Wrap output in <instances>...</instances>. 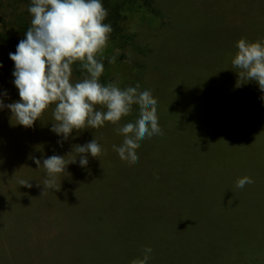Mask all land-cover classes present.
<instances>
[{
  "label": "trees",
  "instance_id": "16d2710c",
  "mask_svg": "<svg viewBox=\"0 0 264 264\" xmlns=\"http://www.w3.org/2000/svg\"><path fill=\"white\" fill-rule=\"evenodd\" d=\"M199 1L101 0L108 12L105 23L113 30L103 52L104 72L100 82L105 85L117 82L116 69L121 62L130 61L133 72L127 76L128 86L139 84L141 91L151 90L158 102V124L162 132L139 142L138 162L122 161L113 149V145L120 146L123 142V136L116 128L138 118L139 108L133 105L132 112L118 125L106 122L101 128L74 130L61 145V155L67 156L75 145L83 146L92 141L96 132L105 130L114 136L95 138L102 152L96 158L87 154L97 171L90 172L88 183L100 181L105 171L113 170L136 171L145 180H149V176L155 179L148 181L147 191L151 197L146 195L149 204L141 211L143 216L140 215L139 221L143 223L141 232H137L139 236L129 240L121 234L122 242L110 248L112 260L108 264H124L119 262L124 256L130 257L127 258L129 262L142 259L145 247L152 249L147 264H156V229L161 221L170 218L168 224L180 229L191 227L195 217L212 216L216 210L221 217L233 218L251 194L250 191L238 193L249 184L236 192L237 180L249 177L253 181H264V92L255 82L238 78L239 69L231 62L240 39L255 42L264 38V22L260 23V30L253 27L249 34L245 27L223 28L219 25L217 45L209 44V49H200L199 57L192 50L194 41H187L191 50L181 55L176 44L181 38L178 23L185 14H193ZM130 4H135L137 11L149 18V24L144 25L147 27L140 33L131 32L127 27ZM29 6L30 0H0L2 48L16 49L24 38L31 26ZM260 8L263 9L264 4L253 5V10ZM220 38L226 41L222 43ZM126 52L133 56L129 57ZM111 57L116 58L115 63L108 62ZM153 57L164 62L153 64L156 62ZM85 75L87 73L78 63L73 65V82L82 80ZM53 107L45 112H52ZM51 123L46 126L47 133L57 136L50 130ZM72 153L76 154L74 150ZM104 153H116L117 157L103 158ZM80 172L83 174L82 167ZM209 185L220 192L211 193L206 197V203L202 198L192 197ZM235 194L238 195L236 198ZM210 201L215 204L214 208L207 207ZM252 215L264 216V207L254 210ZM113 231L114 227L110 225L109 235Z\"/></svg>",
  "mask_w": 264,
  "mask_h": 264
},
{
  "label": "rangeland",
  "instance_id": "374dc122",
  "mask_svg": "<svg viewBox=\"0 0 264 264\" xmlns=\"http://www.w3.org/2000/svg\"><path fill=\"white\" fill-rule=\"evenodd\" d=\"M254 4L262 6L264 0H200L193 14L186 12L178 23L181 38L176 44L180 54L191 50L189 41H194L192 50L199 57L200 49L217 45L219 25L245 27L248 34L253 27L260 30L264 8L253 10ZM128 11L127 27L140 33L149 24L148 16L138 12L135 4H130ZM220 41L226 40L220 38ZM15 50L0 46V99L5 104L19 101L12 76L14 64L9 59V53ZM152 59L156 60L153 64L164 62L157 57ZM130 63L121 62L114 73L119 78L114 83L121 89L129 87L127 76L133 72ZM50 121L54 123L52 112H44L33 127L24 128L11 120L7 108L0 110V264H108L112 260L110 248L122 242L121 234L129 240L139 236L137 232H141L143 223L139 221L143 216L141 211L149 204L146 195L151 197L148 181L155 179L149 176L145 180L136 171L113 170L105 171L100 181L88 183L90 172L96 171L93 160L87 157L88 164L82 167V174L77 156L76 163L68 164L65 173L58 176L60 190L47 189L43 184L47 178L43 159L64 156L61 145L65 144L63 139L47 133ZM104 131L96 132L92 139L114 136ZM75 155L66 156V161L70 162ZM110 156L115 158L117 154H102L103 158ZM32 158L41 160V168H37ZM21 179L29 181L32 187L21 186ZM253 183L244 190L235 188L236 192L240 190L238 193L250 191L251 194L233 218L221 217L216 210L212 216L195 217L191 227L180 229L168 224L170 218L161 221L156 229V264H264V216L252 215L254 210L264 207V181ZM214 192L220 191L209 185L192 197L202 198L206 203V197ZM214 206L212 201L207 203V207ZM110 225L114 227L111 235ZM128 257L119 258V262L129 264Z\"/></svg>",
  "mask_w": 264,
  "mask_h": 264
},
{
  "label": "clouds",
  "instance_id": "9594fccd",
  "mask_svg": "<svg viewBox=\"0 0 264 264\" xmlns=\"http://www.w3.org/2000/svg\"><path fill=\"white\" fill-rule=\"evenodd\" d=\"M28 12L31 26L15 52L9 53L19 101L5 104L0 99V110L7 108L11 120L31 128L50 106H54V123L50 130L67 140L74 130L97 129L106 122L118 125L132 112L133 105H137L138 118L116 128L123 142L120 146L113 145V149L122 161L138 162L139 142L162 134L158 124V102L151 90L141 91L139 84L121 89L116 83L100 82L104 72L103 52L113 30L105 23L108 12L101 0H30ZM236 49L231 62L239 69L238 78L255 82L264 92V38L255 42L240 39ZM115 61V57L108 58L109 63ZM77 63L87 75L73 82L72 69ZM73 150L76 155L70 162L66 161V156L58 155L43 159L42 167L47 172L43 184L47 189L60 190L57 178L65 173L68 164L76 163L77 156L79 165L85 167L87 154L96 158L102 152L94 138L83 146L75 145ZM32 159L37 168H41V160ZM253 182L243 177L237 180L236 187L243 188ZM19 184L32 187L24 179L19 180ZM143 252L142 259H134L130 264H147L152 249L145 247Z\"/></svg>",
  "mask_w": 264,
  "mask_h": 264
}]
</instances>
